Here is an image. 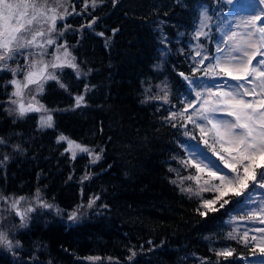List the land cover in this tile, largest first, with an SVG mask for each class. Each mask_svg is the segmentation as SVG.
I'll list each match as a JSON object with an SVG mask.
<instances>
[{
	"label": "trees",
	"instance_id": "obj_1",
	"mask_svg": "<svg viewBox=\"0 0 264 264\" xmlns=\"http://www.w3.org/2000/svg\"><path fill=\"white\" fill-rule=\"evenodd\" d=\"M73 2L80 14L57 26L70 25L60 41L87 75L76 79L65 69L69 91L55 81L45 85L41 102L67 109L52 112L55 127L39 128L35 113L23 119L9 115L5 108L11 106L2 103L6 93L0 89V138L6 142L0 157H9L0 164V192L31 201L39 188L44 200L65 211L37 208L28 227L21 228L0 202V213L7 217L3 225L21 245L11 252L0 246V264H264V256L251 245L226 238L232 227L226 222L238 213L236 200L243 197L229 196L233 203L202 217L200 197L170 182L176 179L170 167L187 175L173 157H185L183 145L193 142L166 117L183 107L181 100L190 92L178 73L192 71L194 24L207 7L210 37L201 43L214 52L216 27L230 6L223 0H97L93 9L89 0L85 10L83 0ZM10 78L0 73V84ZM85 85L86 104L73 108ZM162 88L171 105L150 99L163 95ZM61 133L103 150L102 158L95 164L86 154L71 159L65 143H57ZM86 173L90 179L82 182ZM93 195L100 196L96 205L82 209L77 221L68 220L67 213ZM213 195L202 193L203 198ZM225 247L235 249L227 260L215 254ZM89 256L101 259L89 261Z\"/></svg>",
	"mask_w": 264,
	"mask_h": 264
},
{
	"label": "snow or ice",
	"instance_id": "obj_2",
	"mask_svg": "<svg viewBox=\"0 0 264 264\" xmlns=\"http://www.w3.org/2000/svg\"><path fill=\"white\" fill-rule=\"evenodd\" d=\"M223 2L236 15L234 19H225L227 14H222L216 27L219 39L214 41V52L210 53L201 43L202 38L210 37L209 22L212 19L204 7L192 32V40L196 43L189 45L194 52L191 74L178 73L190 92L181 100L183 107L170 112L166 119L172 127L185 129L183 135L190 140H196L198 134L199 141L195 146L183 145L187 152L185 157H173L187 175H181L180 169L170 167L169 172L176 174V179L170 182L182 192L200 197L197 212L202 217L233 203L229 196L243 197L236 200L240 206L238 213L226 222L232 225L226 238L246 247L251 245L254 251L258 250L264 256V0ZM96 4L97 0H91L93 9ZM88 6L89 0H83V8L86 10ZM245 9L251 11L240 14ZM73 14H80L73 0H0V73L11 74L10 79L0 84V89L6 93V100L2 103L11 106L5 108L9 115L23 119L30 114H38V127L44 129L55 127L53 111L67 110L50 109L39 97L44 94L49 81H55L60 88L69 91V85L63 80L65 69H71L76 79L87 75L82 73L67 43L60 41L70 25H63L61 30L57 22ZM97 35L103 37L104 33L98 32ZM88 91L89 86L85 85L83 93L74 97L73 108L86 104ZM161 91L163 95L150 99L171 105L166 89ZM61 142L66 143L64 152L70 153L73 160L78 153L87 154L92 164L102 158L103 150L97 152L63 133L57 137V143ZM5 144V140L0 138V145ZM200 144L219 164L200 149ZM15 149L19 151L20 146L16 145ZM8 159L3 155L0 164ZM88 179L90 174L86 173L82 182ZM186 181L191 183L186 185ZM205 192L214 195L203 198L202 193ZM99 199V195H93L86 203L77 205L67 213L68 220L77 221L81 210L92 209ZM0 202L19 219L21 228L28 227L32 219L30 214L37 208L57 214L65 211L44 200L39 188L31 201L23 195L11 196L0 192ZM5 219L7 217L0 213V246L11 252L21 245L19 240L14 241L9 228L3 225ZM234 251V248L225 247L215 254L227 260ZM134 255L132 252L129 259ZM87 259L99 261L101 257L89 256ZM203 264L207 261L204 260Z\"/></svg>",
	"mask_w": 264,
	"mask_h": 264
},
{
	"label": "rangeland",
	"instance_id": "obj_3",
	"mask_svg": "<svg viewBox=\"0 0 264 264\" xmlns=\"http://www.w3.org/2000/svg\"><path fill=\"white\" fill-rule=\"evenodd\" d=\"M249 11H251V9H245V10H243L240 14H247ZM226 14H227V17H224L225 19H234V18H235V15H236L235 13L232 12L231 9H230ZM19 59H20V58H19ZM22 63H23V62H22ZM196 141H199V139L193 140V142H192V145H193V146L197 145V144H196V143H197ZM65 145H66V143H65ZM66 147H67V145H66ZM199 147H200V149H201L202 151H204V152L207 153V155H208V157H209L210 159H212V160L215 161L217 164H219V161H216V158L213 157V156L211 155L210 152H208V150L204 147V145H203V148H202V146H200V145H199ZM81 154H84V153H78L77 156H78V155H81ZM69 155L71 156L70 153H69ZM86 155H87V154H86ZM220 167L222 168L223 166L220 165ZM224 171L226 172L227 170L225 169Z\"/></svg>",
	"mask_w": 264,
	"mask_h": 264
}]
</instances>
